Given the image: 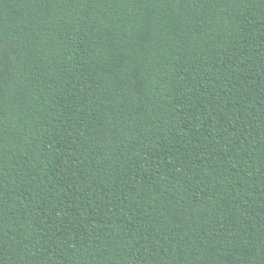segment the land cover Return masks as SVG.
Instances as JSON below:
<instances>
[{
    "label": "trees",
    "instance_id": "obj_1",
    "mask_svg": "<svg viewBox=\"0 0 264 264\" xmlns=\"http://www.w3.org/2000/svg\"><path fill=\"white\" fill-rule=\"evenodd\" d=\"M0 264H264V0H0Z\"/></svg>",
    "mask_w": 264,
    "mask_h": 264
}]
</instances>
